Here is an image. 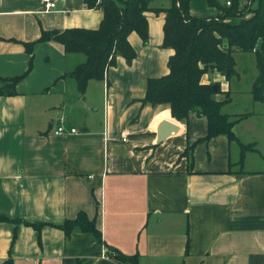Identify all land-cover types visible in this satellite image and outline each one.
<instances>
[{"label": "crops", "instance_id": "0c3cea01", "mask_svg": "<svg viewBox=\"0 0 264 264\" xmlns=\"http://www.w3.org/2000/svg\"><path fill=\"white\" fill-rule=\"evenodd\" d=\"M53 1L47 10L43 0H0V89L26 74L15 94L0 95V215L10 219L0 221V264H116L101 257L103 246L138 264H264V101L253 95L255 53H235L232 80L217 71L203 76L220 86L217 100L230 94L223 113L249 116L234 124L235 141L200 140L206 117L192 112L178 121L169 104L141 101L148 80L169 73L174 54L163 45L164 11L145 13L146 44L129 36L135 59L118 55L81 94L71 74L85 54L40 43L28 71L23 43L43 30L97 29L103 11L85 0ZM152 6L167 8L170 0ZM190 14L219 11L192 0ZM61 117L65 133L56 135ZM167 123L177 129L159 141ZM193 143L191 160L183 153ZM82 211L103 242L78 228L66 238L59 226Z\"/></svg>", "mask_w": 264, "mask_h": 264}, {"label": "trees", "instance_id": "16d2710c", "mask_svg": "<svg viewBox=\"0 0 264 264\" xmlns=\"http://www.w3.org/2000/svg\"><path fill=\"white\" fill-rule=\"evenodd\" d=\"M89 8L98 5L102 8L103 19L97 29L74 28L64 31L43 30L38 40L23 43L31 56L29 70L33 66L36 45L49 41L60 43L66 53H83L86 61L72 72L80 93L86 90L91 79L103 80L110 67L116 65L117 56L131 61L136 51L129 42V36L137 33L144 44L148 42V11L166 13L164 24V47L174 50L168 61L169 73L159 78H150L147 83L143 105L167 103L171 106L172 116L187 120L195 112L208 120V134L205 139L225 135L235 141L233 127L249 114L236 117L222 112L223 106L230 101L227 94L224 100H217L213 84H204L203 76L217 71L228 80L238 76L235 53H255L258 68L253 95L264 101V0H248L245 8L240 9L238 0H230L231 5L222 6L217 0H207L208 5L217 8L219 15L212 18L194 17L190 14L192 0H170L167 8H154L155 0H85ZM251 16L247 18V15ZM228 18H239L232 24ZM28 73V72H27ZM26 74L12 79L11 89H0V95L15 94V86ZM195 143L183 154L193 160ZM0 221H10L0 215ZM39 228L41 225H36ZM70 238L78 228L103 242L102 233L96 227V220L79 212L75 219H67L59 226ZM113 259L116 264H138L135 256H127L115 249Z\"/></svg>", "mask_w": 264, "mask_h": 264}, {"label": "built area", "instance_id": "2783aa9c", "mask_svg": "<svg viewBox=\"0 0 264 264\" xmlns=\"http://www.w3.org/2000/svg\"><path fill=\"white\" fill-rule=\"evenodd\" d=\"M44 4H45V7L47 10H52L56 7V4L53 0H43ZM227 5H231L230 1L227 2ZM64 118L61 117L60 118V123L57 127V129L55 130V134L56 135H63L65 133V129L64 127L62 126L61 122H63ZM77 130L75 128L71 129V133H76ZM90 178H93V176H90ZM115 252L112 251L111 249H109L108 247L106 246H103L102 248V252H101V257L103 259H110V260H113L115 258Z\"/></svg>", "mask_w": 264, "mask_h": 264}, {"label": "water", "instance_id": "95a60500", "mask_svg": "<svg viewBox=\"0 0 264 264\" xmlns=\"http://www.w3.org/2000/svg\"><path fill=\"white\" fill-rule=\"evenodd\" d=\"M213 89L218 92L220 90L219 85H213ZM166 125V126H165ZM164 127L159 132V141L164 140V138L172 131L176 130V126L171 123L165 124Z\"/></svg>", "mask_w": 264, "mask_h": 264}, {"label": "rangeland", "instance_id": "374dc122", "mask_svg": "<svg viewBox=\"0 0 264 264\" xmlns=\"http://www.w3.org/2000/svg\"><path fill=\"white\" fill-rule=\"evenodd\" d=\"M244 1H245V0H244ZM239 2H240V3H239V7H240V6H242V3H241L240 0H239ZM245 3H247V0H246ZM243 4H244V3H243ZM244 5H245V4H244ZM245 6H246V5H245ZM245 6H244L243 8H245ZM240 8H241V7H240ZM243 8H241V9H243ZM230 19H231V18H230ZM230 19L228 18L227 21H230ZM241 60H243V59H241ZM240 62H241V61H240ZM242 62H244V61H242ZM244 63H245V62H244ZM236 109H239V108H236ZM263 133H264V131H263ZM263 149H264V148H263ZM263 151H264V150H263ZM261 153H262V152H261ZM262 156H263V155H262ZM260 157H261V156H260Z\"/></svg>", "mask_w": 264, "mask_h": 264}]
</instances>
